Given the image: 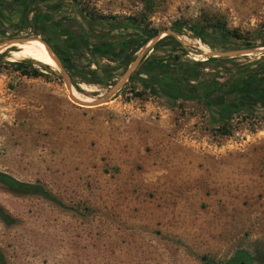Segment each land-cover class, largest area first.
I'll use <instances>...</instances> for the list:
<instances>
[{
  "label": "rangeland",
  "instance_id": "rangeland-1",
  "mask_svg": "<svg viewBox=\"0 0 264 264\" xmlns=\"http://www.w3.org/2000/svg\"><path fill=\"white\" fill-rule=\"evenodd\" d=\"M60 2L64 4L60 16L83 24L82 32L90 40L95 35L128 37L139 33V29L127 26L129 19L140 27L154 29L157 35L174 29L173 39L184 55L165 36L155 43L162 40L165 50L181 55L184 61H204L206 52L264 47V0ZM82 15L92 19V24H87ZM183 26L216 28L242 41L232 40L211 49ZM18 38L33 42L38 39L28 37V33ZM6 39L0 37V42ZM150 41L140 47L133 60L148 54L155 44ZM70 55L82 72L95 70L97 62L112 68L108 85L87 84L90 79L65 71L71 90L91 101L103 98L128 68L123 69L124 59H93L83 48ZM166 63L171 65L173 59ZM13 65L35 71L41 86L50 83L53 92L77 106L68 97L56 67L30 58L11 62L7 51L0 52V172L20 182L40 185L55 200L16 194L0 185V209L8 218L0 219V264H222L218 262L227 260L237 249L247 250L252 258L255 247L264 254V217L257 215L254 199H238V206L230 199H219L215 206L189 199L187 188L183 192L169 181H164L162 188L158 175L139 163L114 166L106 160L103 147L62 142L59 130L44 128L42 114H13L22 105L21 98L23 104L30 102L25 94L29 90L21 88L17 81L20 73ZM202 67L207 76L239 73L250 77L257 69L264 70V54L224 58L203 63ZM82 85L91 86L92 92L82 90ZM115 98L131 103L133 108L148 106L153 114H208L193 100L172 105L153 96L137 80L124 84L110 100ZM209 106L230 114V128L238 134L255 128L264 130V102L248 106L230 98H217ZM25 123L30 126L24 127ZM260 163L264 170V156Z\"/></svg>",
  "mask_w": 264,
  "mask_h": 264
},
{
  "label": "crops",
  "instance_id": "crops-1",
  "mask_svg": "<svg viewBox=\"0 0 264 264\" xmlns=\"http://www.w3.org/2000/svg\"><path fill=\"white\" fill-rule=\"evenodd\" d=\"M38 78L20 75L17 79L21 88L29 90L25 94L30 102L23 104L21 98L22 105L13 114H42L44 128L59 130L62 142L103 147L106 160L114 166L139 163L158 175L162 188L164 181L183 192L187 188L189 199H201L212 206L219 199H230L236 206L238 199H254L257 215L264 217V170L260 163L264 130L238 134L230 128L232 118L227 114H209L206 110L208 114H153L148 106L133 108L118 98L103 106H73L53 92L50 83L41 86ZM28 83H32L31 88ZM179 102L190 101H175ZM254 249V258L247 250L237 249L218 263L244 252L250 263L264 264L263 252Z\"/></svg>",
  "mask_w": 264,
  "mask_h": 264
},
{
  "label": "trees",
  "instance_id": "trees-1",
  "mask_svg": "<svg viewBox=\"0 0 264 264\" xmlns=\"http://www.w3.org/2000/svg\"><path fill=\"white\" fill-rule=\"evenodd\" d=\"M42 1V0H41ZM47 1V0H43ZM39 0H0V13L2 17L10 18L12 20L15 19L14 15L17 11L23 8L22 5L25 6L27 11H31L33 9V4H37ZM53 6L57 9L63 8L64 4L60 3V0H55L53 2ZM20 12V11H19ZM85 15V14H84ZM84 17V16H83ZM85 22L87 24H92L93 20L86 16L84 17ZM131 22L127 26L129 28L139 29V33L132 34L128 37L122 36V41L125 43L127 47L126 54L122 55L120 59H114L111 56H103L113 62L123 61L124 68L133 61V55L142 47L144 44L149 42L152 38L157 35V32L151 28L140 27L137 23L133 21V19H129ZM40 26L39 21L35 22L34 27ZM183 28L190 31L194 38H197L203 44L207 45L211 49H215L216 45H225L230 41L240 42L237 36H231L228 32L222 31L219 32L216 28H204L198 26H183ZM172 32L176 31L171 29ZM164 38H168L172 41L173 44L178 46L179 51L184 55L185 51L182 47L178 45L171 36H165ZM93 40V39H92ZM162 40L160 42L155 43L148 51L150 54H145L147 58L144 62L137 68L136 75L137 76H145V80L138 79L137 81H141V84L144 85V88L153 96H158L170 104H174L175 101H196L202 105L204 110L208 111L209 114H227L224 111H217L213 107L209 106L210 102L214 99H217V96H207L209 91H212L219 85V77L217 73H214L210 76L208 74H204L202 69L203 63L210 61H221L224 59L216 60L212 58H204V61L192 60V61H184L180 60L181 55H175L174 53L169 52V50H165L163 47ZM169 45V44H166ZM263 46V45H262ZM77 53L78 51H74ZM91 57L94 59L98 56L92 55L88 52ZM143 56V57H144ZM167 59H173V63L171 65L166 63ZM62 66L66 72L73 74L78 78H87L90 79L87 84H103L108 85L111 81V71L112 68L105 65H100L98 62L96 63L95 70L82 72L81 70H77L73 61L71 60L70 52L67 54V59L62 61ZM17 71H19L21 76L36 78L39 74H36L35 71L28 72L20 65H13ZM256 74L247 77L243 74H237L241 82L239 85L242 89H249L251 85L254 87L255 85H259L264 82V70L263 68H259ZM84 74V77H83ZM90 76V78H88ZM209 77V78H207ZM136 80V79H134ZM250 80H254L255 83H250ZM133 81L129 80L128 82ZM147 82V83H146ZM250 84V85H249ZM116 95V94H115ZM259 99L258 103L264 102V94L260 93L258 95ZM262 99V100H261ZM222 116V115H220ZM223 117V116H222ZM224 119V118H223ZM0 185L7 188L9 191L21 194V195H39L42 198L50 201H55L54 198L40 185L32 184V183H24L17 181L10 175L0 172ZM58 203V202H57ZM59 204V203H58ZM60 205V204H59ZM0 219L6 221L8 218L0 209ZM249 262L248 256L244 252H236L234 256L227 262L223 264H246Z\"/></svg>",
  "mask_w": 264,
  "mask_h": 264
},
{
  "label": "flooded vegetation",
  "instance_id": "flooded-vegetation-1",
  "mask_svg": "<svg viewBox=\"0 0 264 264\" xmlns=\"http://www.w3.org/2000/svg\"><path fill=\"white\" fill-rule=\"evenodd\" d=\"M54 1L55 0H39L37 4H33V9L31 11H27L28 8L26 10L25 6L22 5L23 8L19 10L20 12L17 11L14 15V20H12L10 16L4 19L0 13V37L3 39L18 38L28 33V37L38 38L46 43L55 55H57L61 63H63V60L67 59V54L69 52L78 51L79 48L86 49L92 55L98 56L99 58L107 55L114 59H120L122 55L127 53V47L122 41V37L95 35L92 38L93 40H90V38L82 32L84 25L75 20L65 17L62 18L59 14L61 8L57 9L53 6ZM60 3L63 4V2ZM82 19L84 21L87 20L84 19L83 15ZM36 21H39L40 26L34 27ZM7 31H9L10 34H8ZM147 53L150 54V51ZM146 58L147 56H144L140 59L139 64L130 75L128 81L132 79L133 81L134 79L145 80V76L136 75V70ZM88 78H90V76H88ZM219 79V85L212 91H209L207 96H217L216 98H222L224 100L230 98L236 102L253 106L258 103V95H260V93L264 94V82L254 87L251 85L249 89L244 90L239 85V83L241 84L243 82H241L242 80L239 79L236 73L225 74L224 76H220ZM128 81L126 83H129ZM251 82L253 84L255 83L254 80H250V83Z\"/></svg>",
  "mask_w": 264,
  "mask_h": 264
},
{
  "label": "water",
  "instance_id": "water-1",
  "mask_svg": "<svg viewBox=\"0 0 264 264\" xmlns=\"http://www.w3.org/2000/svg\"><path fill=\"white\" fill-rule=\"evenodd\" d=\"M171 35L172 37H175L172 32L167 31L166 34L157 35L153 39H151L150 44H154L157 40H159L160 37ZM39 43H41L49 56V58L54 62L55 67L59 71L64 86L68 92V97L70 100L75 103L78 106H85V107H93V106H99L101 104H104L108 102L112 97L115 96V94L124 86V84L128 81L130 75L136 68V66L139 64V61L141 59V56H137L132 63L128 66V68L124 71V73L121 75L119 80L109 89V91L106 93V95L103 98H97L96 100H93L91 102H80L73 98L71 96V81L69 79V76L66 74L65 69L62 66L61 61L58 59L57 55L48 47L46 43H44L42 40L37 39ZM25 41L21 38H7L6 40L0 42V51L2 49H9L14 44H22ZM8 53L10 50H6ZM252 53H261L264 54V47L262 48H256V49H238V50H230V51H218V52H206L203 53L205 55V58H216V59H224V58H234L237 56H246Z\"/></svg>",
  "mask_w": 264,
  "mask_h": 264
},
{
  "label": "bare ground",
  "instance_id": "bare-ground-1",
  "mask_svg": "<svg viewBox=\"0 0 264 264\" xmlns=\"http://www.w3.org/2000/svg\"><path fill=\"white\" fill-rule=\"evenodd\" d=\"M185 40V39H184ZM14 48V51L8 53V61H15L21 58H30L41 64L47 65L52 69L55 68L54 62L47 55L43 45L38 41H27L22 44H14L9 49ZM8 49H2L0 52L6 51ZM6 55V54H5ZM82 90L87 92H92L91 86H81ZM71 96L80 102H91V99L80 97L79 94H76L71 90Z\"/></svg>",
  "mask_w": 264,
  "mask_h": 264
},
{
  "label": "built area",
  "instance_id": "built-area-1",
  "mask_svg": "<svg viewBox=\"0 0 264 264\" xmlns=\"http://www.w3.org/2000/svg\"><path fill=\"white\" fill-rule=\"evenodd\" d=\"M93 67V65H91V68Z\"/></svg>",
  "mask_w": 264,
  "mask_h": 264
}]
</instances>
